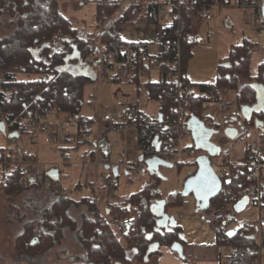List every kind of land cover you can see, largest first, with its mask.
Here are the masks:
<instances>
[{
	"label": "trees",
	"instance_id": "16d2710c",
	"mask_svg": "<svg viewBox=\"0 0 264 264\" xmlns=\"http://www.w3.org/2000/svg\"><path fill=\"white\" fill-rule=\"evenodd\" d=\"M215 2L222 6L230 0H189L182 6L180 12V28L187 39L180 47L182 95L187 101L184 108L188 110L186 119L191 116L199 118L206 125L210 117L204 115V105L218 100L222 90H236V114L226 115L222 124L240 122L243 132L234 139L240 138L246 129L255 127V121L264 124V111H252L249 117L243 116V111L254 109L258 104L254 85H264V56L261 58L254 75L250 73L251 47L248 40L232 46L229 54L219 60L216 68V80L212 84L192 83L187 78V65L202 20L197 17V10L202 6H211ZM107 15L118 12L114 25H123L130 18L141 20L138 10L118 11L115 6H107ZM8 16L6 33L0 35V98L2 107L12 112L8 120L9 133L16 134V140L24 136L21 123L22 116L32 107V99L40 106L55 113L79 114L83 105V90L85 83L90 81L91 72L84 70L85 58L96 51L97 46H116L123 41L111 28L94 36H80L71 21L59 8V0H0V17ZM98 7L97 19L102 21ZM1 22V21H0ZM256 44V43H255ZM257 45V44H256ZM264 47V46H263ZM264 52V48L262 49ZM152 62H159L165 55H151ZM18 74L34 75V79H19ZM99 76L109 82L128 80L136 89H144L150 100L157 104L156 121L151 124L137 125V144L140 156L149 154L150 145L162 146L168 136V124L173 120L178 100L170 90L166 81H145L140 84L138 70L127 76L121 73ZM161 114L159 121L158 115ZM166 127V129H165ZM208 128L219 129V125H208ZM262 129V127H257ZM72 143L71 139L66 140ZM194 146L195 143H193ZM73 148H76L73 146ZM62 148V156L66 150ZM12 155L17 156V150L12 148ZM196 164L179 162L176 165ZM195 170L190 173L192 175ZM253 168L241 166L238 175L223 177L220 192L210 200V206L232 205L245 197L254 194L253 181L250 176ZM187 175V177L189 176ZM152 182H147L141 190L129 196L123 205L112 204L104 210L99 209L95 201L83 196L73 199L63 193L58 180H51L48 185L51 198L40 209V212L27 221L14 240V248L21 253H35L42 250V245L34 234L36 229L44 237L47 245L59 242L65 232L72 233V240L81 246L82 251L72 257V264H133L142 262L157 253L161 246L171 247L175 242L182 244V228L175 223L172 228L158 227V216L151 205L160 198L158 176ZM0 191L12 197L24 188L17 182V172L11 170L2 175ZM42 184V183H41ZM181 192L172 199L164 200L163 211L168 207L181 204ZM36 211V210H35ZM108 212V213H107ZM107 214L136 216L133 228L122 235L116 236L110 229ZM33 224L36 226L34 228ZM227 222L219 228H214V241L218 247L231 250L228 264H252L256 257L257 247L253 237L252 227H240L232 235L226 232ZM157 248L149 251L151 244ZM132 251V256L128 252Z\"/></svg>",
	"mask_w": 264,
	"mask_h": 264
},
{
	"label": "rangeland",
	"instance_id": "374dc122",
	"mask_svg": "<svg viewBox=\"0 0 264 264\" xmlns=\"http://www.w3.org/2000/svg\"><path fill=\"white\" fill-rule=\"evenodd\" d=\"M98 7L100 5L94 0H59L60 11L71 21L80 36H94L108 30L110 27L111 31L117 33L123 42H153L155 40V32L164 25L162 20L152 23L142 19L130 18L123 25L115 26L113 23L118 12L103 16V18L101 17V21L97 19ZM240 9L239 7L222 6L220 4L212 6L211 14L213 15V19L209 22H203L202 20L198 34L195 37L196 43L194 46L196 47L194 57L189 66L191 74L205 77L212 76L216 71L219 60L229 54L232 46L242 44L244 40H248L251 47L250 73L252 75L256 73L258 63L264 56L262 50L264 48V35L251 31L244 24L243 13ZM216 10L217 12L221 10L220 15L215 12ZM118 11L120 12V10ZM227 16H230L233 28H229L226 25L225 20ZM0 21V35H2L8 30L5 28L8 16L2 15ZM215 57H217L216 60ZM17 76L19 79L35 78L34 75L26 76L18 74ZM91 76L90 81L85 83L83 105L79 112L80 116L91 119L92 132L89 138L90 143H83L78 146L79 148L68 147L66 155L73 159L71 164H67L61 155L60 147L67 148L66 145H63L64 143L54 145L40 141L37 144V154L39 162L44 163L46 169H50L55 165V167L61 170L58 184L67 191L68 196L78 199L79 197L86 196L90 199H95V203L99 209L104 210L103 205L106 203L108 205L109 202L107 193L103 189L106 179L114 182L117 198L113 201V204L119 205L127 203L131 194L141 190L147 182L155 180L148 173L143 163H140L141 173L139 174L135 171V163L134 166H127V163H125L127 161L126 131L132 124L122 119V115L127 114L129 116L136 110L155 113L157 111V104L143 95L141 91L138 92L136 86L128 80L112 83L102 79L95 69L92 70ZM139 77L142 82H156L160 80L158 72L153 68L149 72H141ZM222 94L226 99L236 104L235 89L222 90ZM206 107L204 115L224 122L227 113L218 112L210 103ZM238 111L235 107L230 114H236ZM49 117L50 121H54L56 117L61 119L60 121H63L65 120L66 113L60 112L54 114L51 112ZM228 125L230 124H222L217 130L212 128L213 133L210 136V142L219 148V152L232 151L231 146L235 142H247L251 147L258 144L256 138L259 131L258 128L250 127L245 130L240 138L234 139L231 138L234 131L229 130L227 132V128H230ZM235 128L239 132L242 131L241 126L236 125V122ZM95 137L108 143V153L92 144ZM6 142V136L0 131V150L5 147ZM27 147L30 149L35 148L34 145L31 146L29 143ZM91 150L95 153L93 161L98 163L99 166L97 180L92 186V191H87V187H90L87 166L84 165V168H81V174L79 171L80 167L74 166L79 161H82L84 151L89 152ZM194 170L195 165L193 164L178 166L174 162L171 167L160 166L158 175L160 198L162 200L172 199L176 193L181 192L185 178ZM2 175L3 172L0 169V186ZM40 183L42 182H38L37 186L36 184L35 186H28L12 197H8L0 191V233L2 232L5 236L3 242H13L24 224L36 216L43 204H46L51 198L40 188ZM76 185H79V188L75 190ZM45 187H48V185H45ZM181 200L180 205L168 207L165 213L182 227L183 240L187 241L193 237L196 239L199 234L203 235L200 236L203 241L212 239L213 228L211 224L206 221H199L195 216L198 212V207L194 197L188 195L182 197ZM217 207L222 208V210H229L233 214V219L227 221V233H234L241 227L242 223L255 221L256 219L255 210L249 211L245 209L242 212H237L232 205H217ZM181 214L182 216H180ZM106 216L109 219L110 214ZM33 226L36 228L34 224ZM258 243L260 244V241ZM262 245L259 249L260 264H264V246ZM41 247L42 250L40 252L23 253L24 255L31 254L32 257L29 261H21L17 258L12 259L16 255L10 254L13 260L12 264H72V257L82 251L81 246L73 242L72 233L70 232H65V235L59 242L50 245H47L46 242V245ZM222 249L224 253L225 248ZM172 251L176 256H180L176 251ZM7 252L9 251L5 247H0V254L8 258L10 252ZM155 260L156 258L151 257L148 262L145 260L142 262L134 261L133 264H156Z\"/></svg>",
	"mask_w": 264,
	"mask_h": 264
},
{
	"label": "built area",
	"instance_id": "2783aa9c",
	"mask_svg": "<svg viewBox=\"0 0 264 264\" xmlns=\"http://www.w3.org/2000/svg\"><path fill=\"white\" fill-rule=\"evenodd\" d=\"M100 5V14L106 16L107 6H115L120 11L138 10L140 18L146 22L157 23L163 21V26L155 32V40L147 41H131L122 42L119 45L106 47L97 46L96 51L87 56L83 61V65L95 69L97 72L109 75L123 74L131 75L138 70L148 72L152 68L155 69L162 81H166L170 85V90L174 93L178 100V106L175 109L173 120L168 124V136L164 140L162 146L159 144L150 145L147 149L149 154L143 159L150 157H159L170 163L192 162L196 157L206 154L202 149L194 146L191 130L188 127L186 119L188 110L184 108L187 101L182 95L181 84V63H180V47L187 36L182 33L180 28V12L182 6L189 0H94ZM219 5L215 2L211 6H202L196 12L197 17L203 21L212 19V6ZM221 5V4H220ZM224 6V5H223ZM225 6H234L241 8L243 13V22L251 30L264 35V20L261 16L262 0H230ZM165 55L162 60L157 63L151 61V55ZM160 81V80H159ZM3 99L0 98V122L4 123L6 136V145L0 150V169L4 174H9L15 169L17 172V182L22 186H27L31 182H42L49 185L51 178L45 173L42 163L38 160L37 144L42 141L47 144L59 145L66 143L67 139H71L69 146L76 148L85 143L89 131V120L79 114L66 113L64 123L57 122L51 125L48 115L51 113L48 108L40 106L35 99H32V107L22 116L21 123L24 130V136L16 140L9 138L8 120L12 112L2 107ZM204 105V109L207 108ZM210 104L220 113L227 115L235 108V103L226 99L223 94L215 102ZM122 119L127 120L135 126L139 124H151L156 121V116L147 115L140 110L133 111L129 116L122 115ZM208 125H222L223 122L214 120L210 117ZM205 124V123H204ZM206 125V124H205ZM208 125H206L208 127ZM259 134L258 144L248 148L242 158V161L232 160L228 150L219 152L216 156H209L211 166L214 171L223 177L237 176L238 168L248 166L253 168L250 180L253 181L254 194L252 195V203L246 205L245 209L259 210L264 205V173L261 169L264 167V124ZM35 146L29 149L27 144ZM12 148L17 150V156L11 153ZM85 161L89 158V153L83 155ZM67 164H71L73 159L70 156L63 157ZM85 161L83 163H85ZM140 161L135 164L136 173H141ZM218 170V171H217ZM103 189L107 193L108 201L113 204L117 195L115 193V184L110 179H106ZM90 188L87 187V191ZM63 193L67 191L62 188ZM107 204V203H106ZM106 206V207H107ZM240 211V212H242ZM181 216V215H180ZM196 217L201 221H206L213 228H219L230 219L233 214L229 210H222L220 207H212L204 211L199 210ZM260 219H258V222ZM136 216H128L121 214H111L108 224L111 231L115 235H122L135 226ZM247 223L244 227L251 226ZM34 238L38 239L42 246L46 245L44 237L39 230L36 229ZM262 244L258 243L256 249V257L252 264H260L259 249ZM233 252L228 250V255Z\"/></svg>",
	"mask_w": 264,
	"mask_h": 264
},
{
	"label": "crops",
	"instance_id": "0c3cea01",
	"mask_svg": "<svg viewBox=\"0 0 264 264\" xmlns=\"http://www.w3.org/2000/svg\"><path fill=\"white\" fill-rule=\"evenodd\" d=\"M220 11L217 12V10H216L215 12H217V14L220 15ZM212 19H213V16H212ZM225 21H226L225 22L226 25L229 28H233V22L231 21L230 16H227ZM205 22H209V21H205ZM194 40H195V38H194ZM195 47L196 46H194L191 49L192 55H191V58L188 61V65H187L188 66V70H186L187 78L192 83L212 84L216 80V71H215L214 74H212V76L210 75L209 77H205V76H202V75L201 76H199V75L195 76V75L190 73L189 66H190L191 60H193V57H194ZM216 58L217 57H215V60H216ZM142 83L143 82L140 81V84H142ZM137 90H138V92L141 91V93H143V95L147 96V93H146V91L144 89L140 88V89H137ZM221 94H222V92H221ZM142 112L147 114V115H154L155 114L154 112H147V111H142ZM52 113L57 114L55 112H52ZM50 114L48 115V118H50L49 117ZM231 119H232V121L234 123H230V125H228V127L236 130L237 133L234 136V138H235L236 136H238V134L240 132L237 130V128H235V118H231ZM60 120L61 119L56 117L54 119V121H50L49 120V122H50L51 125H55L57 122L64 123V121H65V120H63V121H60ZM88 120H89L90 126H89V131H88V135H87V139H86L85 143H90L89 142V138H90L91 132H92L91 131V119L88 118ZM236 125L239 126L240 124L238 122H236ZM132 126H130L127 129V131H126L127 132V135H126L127 136V139H126V146H127L126 147V150H127L126 160L127 161L125 163H127V166H131V165L134 166V163L136 164L139 161L138 158L140 156V153H139V150H138V144H137V134H138L137 126H135L134 124H132ZM258 129H259V131H258L257 136H256L257 141H258V138H259V134L262 131L260 128H258ZM241 132H243V130ZM92 144L94 146H97V147L103 149L107 153L109 151L108 143L104 142V140H99L97 137L94 138V141H93ZM63 145H66V147L68 148L70 143L66 142ZM31 146H32V144H31ZM70 147H72V146H70ZM250 147H251V145H249L247 142H238V143L235 142V144L233 146H231V150L232 151L228 150L229 153H230L231 159L235 160L237 162L242 161V158H243V155H244L245 151L248 148H250ZM62 148H65V147H60L61 155H62ZM77 148H79V147H77ZM85 152L86 151L83 152V155H84ZM87 153H89V158L87 159V161H85V159H84V157L82 155V161L81 162L79 161L78 163H76L74 167H76V166L80 167L79 171H80V174H81L82 173L81 168H84L83 167L84 165L87 166L88 179H89L88 181H89V184H90L89 188H90V191H92V186L94 185V182L97 180V173H98L99 164L95 163L93 161V158L95 157V153L92 150L87 152ZM84 161H85V163H83ZM42 164H43V166L45 168V164L44 163H42ZM54 169L56 170V174H57V177L59 179L60 174H61V170L59 168L55 167V165H54V167H52L50 169H46L45 168V173L49 176L50 170H54ZM261 171L264 173V167L261 169ZM1 179H2V177H1ZM31 184H32L31 186H35V184H36V186L38 185V183H36L34 181L31 182ZM43 185H44V187H42ZM45 185H47V184H43L42 183L40 188L43 189L44 192L47 193V195H49L51 197L52 194L50 192V188L45 187ZM78 188H79V185H76L75 190L78 189ZM66 194H67V192H66ZM101 196L103 197L102 194H101ZM71 198H73L75 200L78 199V198H75V197H71ZM80 198L81 197H79V199ZM92 200L96 201L95 199H92ZM252 200H253L252 196L248 197V203L247 204L250 205L252 203ZM103 206H104V208H106L107 205L104 204ZM251 210H255L256 211V219H255V221L244 222V223H242L241 227L244 228L245 224L252 223L251 227H252V231H253V234H252L253 237L255 238L256 242L260 241V243L262 242L261 244H263L262 246H264V205L259 210L253 208V209H250L249 211H251ZM181 216H182V214H181ZM258 219H260L259 222H258ZM199 221H201V220H199ZM248 227H250V226H248ZM19 233H20V231H19ZM19 233H17V235ZM198 236H197L196 239L193 237L192 239L187 240V241L183 240V242L181 244L182 251H181V255L180 256H176L171 248H169L167 246H161L157 253H154L151 256H149L145 261L148 262L151 257H154V258H156V260H155L156 264H228V250L225 249V252L223 253V249L221 247H218L215 244V241H214V228H213V238L210 239L209 241H203V239L200 237V236H203L202 234H199ZM4 237H5L4 234H2V232H1L0 233V247L1 248L5 247V249H7V251H9L10 253L7 252V253H9L8 258H7V256H4L3 254H0V264H12V262H13L12 259H14V258H17L18 260H21V261H23V260L29 261L30 260V258L32 257L31 254L24 255L23 253H18V251L16 252L15 249H14V241L13 242L12 241L11 242L10 241L3 242V239H5ZM10 254H15L16 257L14 256L11 259ZM132 254H133L132 251L128 252V256H132Z\"/></svg>",
	"mask_w": 264,
	"mask_h": 264
},
{
	"label": "water",
	"instance_id": "95a60500",
	"mask_svg": "<svg viewBox=\"0 0 264 264\" xmlns=\"http://www.w3.org/2000/svg\"><path fill=\"white\" fill-rule=\"evenodd\" d=\"M261 16L264 20V0H262L261 6ZM84 70L90 73L91 68L86 67ZM256 96L258 100V104L254 107V109H247L243 111V116L249 117L252 111H260L264 109V85L257 84L254 85ZM159 121L161 120V114L158 115ZM240 124V122L238 121ZM262 121H255V127H262ZM188 127L191 130L193 141L197 148L202 149L206 152V154H202L195 158L196 169L192 175H189L185 178L183 185L181 196L185 197L188 195H192L196 201L198 210L204 211L209 208L210 200L215 197L222 188V181L220 176L214 171L211 166L209 156H216L219 153V148L212 142H210V136L213 131L211 128H208L202 120L191 116L188 119ZM242 128V127H241ZM166 129V127H165ZM229 130H233L234 133L231 135V138H234L236 135V130L227 128V132ZM0 131L2 133L5 132L4 123L0 122ZM9 138L16 137V134L9 133ZM138 160L142 162L146 170L150 175H159V167H171L172 163L164 161L159 157H150L143 159L142 156H139ZM49 176L52 180H57L56 170H50ZM248 203V198L238 201L233 207L235 211H242ZM165 204L164 200H158L151 205V208H155L154 213L158 216L157 226L158 227H167L172 228L175 224L174 220L166 215L163 211V205ZM37 239L34 238V242ZM157 248V244H151L149 251L155 250ZM172 250L176 251L179 255H181V244L175 242L170 247Z\"/></svg>",
	"mask_w": 264,
	"mask_h": 264
},
{
	"label": "snow or ice",
	"instance_id": "6c2138e0",
	"mask_svg": "<svg viewBox=\"0 0 264 264\" xmlns=\"http://www.w3.org/2000/svg\"><path fill=\"white\" fill-rule=\"evenodd\" d=\"M233 233L229 232L228 235H232Z\"/></svg>",
	"mask_w": 264,
	"mask_h": 264
},
{
	"label": "flooded vegetation",
	"instance_id": "af4514ba",
	"mask_svg": "<svg viewBox=\"0 0 264 264\" xmlns=\"http://www.w3.org/2000/svg\"><path fill=\"white\" fill-rule=\"evenodd\" d=\"M262 111H264V109Z\"/></svg>",
	"mask_w": 264,
	"mask_h": 264
}]
</instances>
